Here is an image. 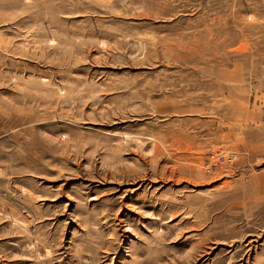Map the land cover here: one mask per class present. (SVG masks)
<instances>
[{
	"label": "rangeland",
	"instance_id": "1",
	"mask_svg": "<svg viewBox=\"0 0 264 264\" xmlns=\"http://www.w3.org/2000/svg\"><path fill=\"white\" fill-rule=\"evenodd\" d=\"M0 264H264V0H0Z\"/></svg>",
	"mask_w": 264,
	"mask_h": 264
}]
</instances>
